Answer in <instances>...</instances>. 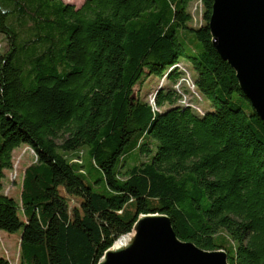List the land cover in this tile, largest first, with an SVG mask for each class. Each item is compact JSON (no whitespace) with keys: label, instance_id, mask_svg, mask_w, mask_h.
<instances>
[{"label":"trees","instance_id":"1","mask_svg":"<svg viewBox=\"0 0 264 264\" xmlns=\"http://www.w3.org/2000/svg\"><path fill=\"white\" fill-rule=\"evenodd\" d=\"M193 1L0 0V190L16 148L36 157L19 198L0 192L17 264H98L148 213L229 264H264V121L213 45L215 0H199L198 27ZM182 61L204 112L173 87L146 97L152 76L184 77Z\"/></svg>","mask_w":264,"mask_h":264},{"label":"water","instance_id":"2","mask_svg":"<svg viewBox=\"0 0 264 264\" xmlns=\"http://www.w3.org/2000/svg\"><path fill=\"white\" fill-rule=\"evenodd\" d=\"M212 42L235 70L241 90L264 121V0H215ZM127 238L124 243H117ZM98 264H229L225 249L207 250L178 237L171 218L141 214Z\"/></svg>","mask_w":264,"mask_h":264},{"label":"rangeland","instance_id":"3","mask_svg":"<svg viewBox=\"0 0 264 264\" xmlns=\"http://www.w3.org/2000/svg\"><path fill=\"white\" fill-rule=\"evenodd\" d=\"M63 1L74 5L75 8H79L84 4L86 0ZM190 9L193 14L191 25L193 27H198L203 20V5L199 0H196L190 4ZM4 47L5 37L4 35L0 34V52L4 51ZM187 66L188 63L186 61H182L180 63V69L184 71L185 75L176 82L169 80L166 76H163L162 78L152 76L148 80L149 88L146 97L152 102L155 93L161 87H163L164 89L173 87L177 89L178 93L183 98L181 101H178L179 104L191 103L194 107L197 106L201 108L203 112L208 109L209 105L211 108L210 101L204 96L199 95L194 90L192 78L190 76V70ZM13 155L14 168L12 170H8L6 176L2 179V189L0 190V192H4L7 187H10L8 194L14 196L17 199L19 198L21 193L23 170L29 164L34 162L36 160V157L28 145H22L19 148H16ZM86 159H88V156H86ZM12 173L16 174L13 179H11ZM96 179H98V174L93 171V173L87 179V182L91 184L96 191H103L105 187V184L103 182L92 183V181H95ZM62 194L68 198L71 208H73L74 206H78L79 203H75H77V201H80L81 198L79 196L70 195L66 193L65 190H62ZM130 208L133 207L130 206ZM20 217L22 218V220L26 219V216L22 212H20ZM21 232V229L15 232L0 230V256L8 258L11 261V264H17L19 262ZM230 245L231 243L229 242L227 246L229 247Z\"/></svg>","mask_w":264,"mask_h":264},{"label":"built area","instance_id":"4","mask_svg":"<svg viewBox=\"0 0 264 264\" xmlns=\"http://www.w3.org/2000/svg\"><path fill=\"white\" fill-rule=\"evenodd\" d=\"M184 105H185V106H190V105L193 106V104H191V103H185ZM193 107H194V106H193ZM194 108H197V107L195 106ZM30 149H31V148H30ZM31 150H32V149H31ZM32 152L34 153V150H32ZM15 167H16V166H15ZM13 168H14V165H13ZM13 168H12V169H13ZM12 169H11V170H12ZM15 176H16V174L12 173V174H11V179H13ZM9 189H10V187H7V188L5 189L4 192H5V193H8V192H9Z\"/></svg>","mask_w":264,"mask_h":264},{"label":"bare ground","instance_id":"5","mask_svg":"<svg viewBox=\"0 0 264 264\" xmlns=\"http://www.w3.org/2000/svg\"><path fill=\"white\" fill-rule=\"evenodd\" d=\"M126 239H127V238H123V239H121V240L117 243V245H120L121 243H124V242L126 241Z\"/></svg>","mask_w":264,"mask_h":264}]
</instances>
